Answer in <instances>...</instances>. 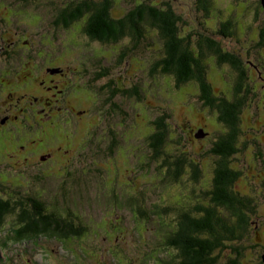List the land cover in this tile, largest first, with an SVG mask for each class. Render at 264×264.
I'll return each mask as SVG.
<instances>
[{"label":"rangeland","instance_id":"obj_1","mask_svg":"<svg viewBox=\"0 0 264 264\" xmlns=\"http://www.w3.org/2000/svg\"><path fill=\"white\" fill-rule=\"evenodd\" d=\"M42 1L46 5L47 0ZM211 2L210 11L208 15L204 16V12L201 13L202 9L196 8L195 0H172L173 6L183 17L179 23L180 33L183 35L197 29L202 32L204 29L216 30L221 22L230 17L233 11L235 33L232 37H224L221 40L224 48L235 52L245 62V67L248 69L247 85L249 90L242 91L245 99L240 134L235 144L237 151L228 158L229 166L239 173L230 187L253 201L255 207L254 213H251L248 231L243 240L238 241V244L250 245L254 240L260 238L264 249V45L257 47L255 43L259 32L264 27V11L262 10L259 16H255L253 9L257 5V0H211ZM32 5L26 13L34 17L38 10L33 9ZM128 5L130 6L129 0H116L113 3L112 13L117 17L124 15ZM39 8L42 7L39 5ZM245 9L247 10L245 16L240 18L239 15ZM9 12L6 7L1 13L8 16ZM195 14H200L199 20L195 18ZM46 17L47 15L44 16L45 19ZM32 18H25L23 13L17 11L10 20L12 23L10 24L12 30L10 40L31 33L35 37L33 47L36 48V53L39 52V49L47 51L38 54L39 62L41 61L43 64L44 61L45 68L50 67L49 70L58 66L57 63H61L59 67L66 71L64 74H59L62 76H57V73H60L58 71L50 75L47 74V70L43 69V65L34 62L38 71L34 75L28 76V78H33V82H26L22 79L19 82L6 84L8 86H5L6 93L0 92V120L4 116L9 118L14 114V110L18 114L17 120H6L4 124L0 121V128L6 127L7 129L8 126L17 125L26 130L23 134V141L19 138L13 139L11 145L15 147L14 149L9 145L5 146V151L0 148V194L8 196L10 192L17 194L21 190L33 193L35 188L42 194H48L51 192L52 186L57 184L56 191L59 201L63 202L64 200L66 206L76 210L80 209L79 211L84 213L89 227H92L90 238L98 241L99 247L95 248H100L99 250L93 251L84 248L85 256L78 257L82 258L81 261H84L85 264H108L112 258L106 250L111 248L112 254L119 264H130L133 257L136 258V261L140 260L139 253L145 250L147 242L150 246L157 245L158 250H161V247L166 246L165 244H169V242L162 244L159 239H163L166 235L169 237L173 231L168 227L162 237L161 226L156 220H153V216L148 218L147 215H140L144 230L141 232L136 228L137 217L126 207L117 208L115 203L111 206L105 199L99 200L97 203L95 201L93 206H88L87 204L91 202L87 200L94 201L99 198L97 190L106 189V192L111 194L112 186L108 181H114L120 190L123 189L124 182H133L130 189L132 188L135 193L141 195L142 199H147L151 203L160 199L171 202L173 197L177 196L178 191L183 189L187 196L196 197L197 195L196 198L206 199L204 192L212 189V180L220 159L219 155L212 150L215 146L214 141L225 132V126L218 121L214 109L202 104L197 82L190 81L182 84L181 88H173L170 92L161 94V88L172 86L173 79L169 75H155L156 77L149 75L148 69L151 61L154 57H158L162 50V41L156 30L144 28L145 36L140 45L127 57L126 65L123 66L116 64V57L120 50L133 46L129 38H123L104 48L101 43H92L89 46L84 43L86 42L84 37L79 36V40L74 33L61 30L57 35L60 38L57 40L52 38L55 45L52 42L43 44L41 37L36 34L38 32L50 33L52 30L48 22L42 21L41 25L45 23V26L41 27L40 24H37L39 22ZM197 21L201 22L198 24ZM16 24H19L20 29L16 27ZM24 26L27 29L26 33L23 30ZM3 35L0 36L3 37ZM27 37H24L25 40ZM6 38L8 39V37ZM6 38L5 40H7ZM24 38H22L23 41ZM60 40H62L60 43L61 52H57ZM73 40L80 43L78 42V45L73 47ZM25 50L24 45L18 49L20 52ZM94 53L100 58H105L104 63L106 62V65L110 67L111 74L117 79V84L120 87L133 82L143 83L144 87V83L147 82V86L142 87L143 100L116 99L121 109L130 113L127 117L122 116V111L119 109L113 112L111 106L104 102L105 96L99 90L100 84L91 81L92 76L89 72H91L92 66L101 60L94 57ZM259 57L262 58L261 61H259ZM26 60L27 57L22 58L21 64H24ZM250 60L260 63L261 69H255L253 65L249 64ZM48 61L53 63L49 64ZM87 68H90L89 72H87ZM67 76H69L68 84H66ZM207 79L213 87L215 96L232 98L235 72L229 64L221 65L217 64L215 60L210 61L207 66ZM155 82H159L161 86L158 87ZM58 85L62 91H59ZM64 89L66 92L63 91ZM10 93L14 97L20 96L17 99L20 103L14 102V99L7 102L6 94ZM28 103L33 106V110H29L31 113L22 110V106H26ZM51 106L55 108H51ZM163 110L172 114L168 138L170 149L177 152L176 154L185 153L187 159L197 164L201 169V175L197 182L191 179L188 172L185 173L183 177L185 181L182 185H186L184 186L186 188H183L182 185L170 188L159 186L157 179L143 177V173H140L136 167L139 160L135 157L141 155L140 153L148 148L146 140L143 139L145 137L143 133L148 132V129H145L147 123L145 119L146 117L154 119L160 116L164 112ZM125 128L129 129L128 136L122 135ZM30 129H35V133H32ZM42 132L47 133L49 138L43 137ZM123 134L125 133L123 132ZM113 136H116L122 145L116 147V154L110 155L108 145L113 141ZM36 137L41 140H35ZM244 141L247 143L246 146H242ZM257 152L261 155L258 156ZM83 167H94L100 169L101 173L88 174L87 171H83ZM41 169H44V172H50L49 175H45L46 183L44 182L45 184L42 185L39 183V178L34 177ZM69 171L73 173L72 178L66 177ZM20 174L26 177L25 180L22 178L23 181L18 184L15 179ZM73 178H75L74 186L71 189L67 188V192H63L64 182L68 179L73 180ZM3 180L14 182H11L9 186L6 183L9 188H4ZM155 184L158 185V188L153 191ZM151 203L146 204L149 209ZM219 210L223 216H227L222 207ZM5 222L6 224L0 230L2 236L7 235L6 232H9L13 226L12 217L6 219ZM123 226L126 228L124 229ZM115 230H119V232L115 234ZM257 231L259 234H256ZM131 233L140 240L145 235V239L139 242L140 246L137 249L135 246L134 250L125 243L130 240ZM87 236V232L80 234L82 239ZM104 236L110 237V240L106 242ZM43 240L44 237L36 242ZM49 242L62 255L64 264H80L74 260L75 257L72 258V253L77 252L81 247L79 241H68L70 242L68 245L73 249L68 251L62 249L63 244L58 240ZM132 242L134 244L136 240ZM33 243L31 240L19 243L11 240L0 249V259L4 261L6 255L14 251H26L25 248L31 250ZM231 245L233 243L228 241V247L220 253V259H225L232 252ZM245 247L244 264L257 260L259 252ZM135 250L138 252L135 253ZM261 251L263 250L261 249ZM23 257L27 261L29 260L25 264L33 263V261L30 262L31 259L27 255L23 254ZM48 257L50 256L44 254L39 248L33 256V260L36 261L34 264H44L42 258ZM53 257L55 259L56 255ZM19 264H24L23 259ZM131 264H138V262Z\"/></svg>","mask_w":264,"mask_h":264},{"label":"trees","instance_id":"obj_2","mask_svg":"<svg viewBox=\"0 0 264 264\" xmlns=\"http://www.w3.org/2000/svg\"><path fill=\"white\" fill-rule=\"evenodd\" d=\"M114 1L116 0H47L46 5L42 0L0 1V35L4 34L3 37L0 36V92L6 93V84L19 82L22 79L26 80V82H33V78H28V76L34 75L38 71L34 62L41 64L38 54L47 52L45 49H39V52L36 53V48L33 47L35 37L31 33L30 35L25 34L23 37H15L10 40V34L12 33L10 20H12V16L19 11V13H23L25 18H32V15L30 16V14L26 13L31 4H33L31 6L33 9L36 8L38 10V13L34 14L35 16L32 19H35L39 22L37 24L40 25L42 21L48 22L52 30L50 33L48 32L49 34L44 32L36 34L41 37L43 44H49L50 42L54 44L52 38L56 40L60 38L57 35L61 30L74 33L79 40L80 37H84L86 39L84 43L89 46L92 43H101L104 48L121 41L123 38H129L133 46L120 50L116 57V64L123 66L126 65L127 57L140 45L141 40L145 36L144 28L156 30L162 41V50L160 55L154 57L151 61L148 69L149 75L150 77L169 75L173 79L172 86L168 85L166 88H161V94L170 92L173 88H181L184 83L197 82L202 104L214 109L218 121L226 128L225 132L214 141L215 146L212 149L220 158L215 169V177L212 180V189L204 192L206 199L196 198L197 195L196 197L194 195V197L187 196L183 189L178 191L177 196L173 197L174 199L171 202L160 199L151 203L147 199H142L141 195L135 193L132 188L130 189L133 182H124V186L129 185L123 186V189L120 190L114 181H108L111 184L110 186H112V193L108 194L106 189L97 190L99 198L94 201L87 200L91 202L87 205L93 206L95 201L97 203L99 200L105 199L107 204H111V206L115 203L117 208L123 206L132 211L133 215L137 217L136 222L138 225L136 228L141 232L144 230L141 225L140 215H147L148 218L153 216V220H156L161 226L162 237L168 227L173 231L169 237L166 235L163 239H159L162 244L167 242L169 244L163 245L161 250H158L157 245L150 246L147 243L145 250L141 252L140 260L136 261V258L133 257L130 260V264L132 262H138V264H244L245 246L259 252L258 259L247 264H264V249L260 238H255L256 240L250 245L238 244V241L243 240L244 235L248 231L251 213H254L255 207L253 206V201L231 188L239 173L228 164V158L237 151L235 144L240 134V122L245 99L242 91L249 90L247 85L248 69L245 67V62L238 54L228 48H224L221 40L224 37H232L235 33L233 11L230 17L221 22L216 30L208 31L204 29L202 32L196 28L197 30L183 35L180 33L179 26L183 17L173 6L172 0H129L130 6L128 5L126 13L118 17L112 13ZM195 2L196 8H201V13L204 12V16L208 15L212 3L211 0H195ZM256 4L253 11L257 17V15L259 16L262 13V10L264 11V7L261 0H257ZM39 5L42 8H39ZM6 7L10 11L8 16L1 13L3 8ZM246 11V9L243 10L239 17L245 16ZM44 14L47 15L46 19ZM195 18L199 20L200 14H195ZM43 24L41 27L45 26V23ZM18 25L16 24V27L20 29ZM23 30L25 33L27 32L25 26ZM258 35V39L255 41L257 47L264 45V27H262ZM26 36L28 37L25 40ZM22 38H24V41ZM62 40L58 41L57 52H61L60 43ZM72 42L73 47H75L79 41L73 40ZM21 45L25 46V51H18ZM54 45L53 47H55ZM24 57H27V60L24 64H21L20 61ZM94 57L100 58L96 53H94ZM100 59L98 63H95V66H92L91 72H89L90 68H87V72L92 76L91 81L100 84L99 90L105 96V104L110 105L113 112H116V109L121 110V115L127 117L130 113L123 111L116 99L143 100V88H145V85L147 86V82L144 83V87L143 83L139 82L120 87L117 84V79L112 76L110 67L106 65V62L104 63L105 58ZM213 60L217 64H229L235 72L232 98L214 95L213 87L207 79V66ZM261 60L262 58L259 57V61ZM52 63L51 61L49 62V64ZM60 64L57 63L58 66H54L48 72L54 74L58 71L60 73H57V76H62L59 74H64L66 69L59 67ZM249 64L258 70L262 67L260 63L252 60H250ZM42 65L44 70H48L45 68L46 63L44 61ZM48 72L47 74H49ZM68 78L69 76H67L66 84L69 83ZM155 84L158 87L161 86L159 82H155ZM11 85L13 86L14 84ZM41 86L44 87L43 84ZM66 86L68 87L69 85ZM66 86H64L65 89ZM58 89H61L59 85ZM65 89L63 90L64 92H66ZM6 96L5 100H8L7 102H11L12 99H14V102H18L17 99L20 98V96L14 97L12 93L6 94ZM24 106H22L23 110L26 113H31L29 110H33V106L29 103ZM53 107L51 106V108ZM13 113V115L18 116L15 110ZM171 116L172 114L169 111H164L154 119H147L146 117L147 128L145 127V129H148V132L145 131L146 133H143L145 134L143 139L146 140L148 148L144 149L140 153L141 155L135 157V159L139 160L136 167L140 170V173H143L142 176L151 177L152 180L154 178L157 179L159 186L161 185L164 188L181 186L185 181L183 177L187 172L194 182H197L201 175L199 166L187 159L185 153L181 152L180 155L179 152L176 154L177 152L170 149L168 144L170 140L168 138ZM30 130L32 133L35 131V129ZM123 130L122 135L128 136L129 129L125 128ZM25 132V128L23 130L21 126L17 125L8 126L7 129L6 127H1L0 148L5 151V146L9 145L10 148L14 149L15 147L11 145L13 139L19 138L23 141ZM42 133L43 137L49 138L47 133ZM35 140L40 141L41 138L36 137ZM246 144V141H244L242 146H246ZM121 145V141H118L116 136H113V141L108 145L110 155L116 154V147ZM257 155L260 156L261 153L257 152ZM83 171H87L86 173L88 174L101 173L100 169L94 167H83ZM39 172L34 177L39 178L41 185L45 184V175H49L50 172H44V169L39 170ZM67 175V178H72L73 173L69 171ZM25 177L20 174L15 180L20 184L23 181L22 178L25 180ZM74 179H68L64 182L63 192H67V188L71 189L74 186ZM11 182L14 181L3 180L2 184L4 188H9L6 183L9 186ZM31 185L34 184L31 183ZM155 185L153 191L158 188V185ZM182 186L186 188L184 187L186 185ZM56 187L57 184H54L48 194H42L36 188L33 193L21 190L17 194L10 192L8 196L0 194V230L6 224V219L9 217L13 219V226H10L11 229L6 232L7 235H0V248L11 240L19 243L32 239L39 240L42 237H71L84 231H90L89 223L84 213L79 211L80 209L76 210L66 206L63 199V202L59 201ZM147 203L152 204L150 209L149 206H146ZM221 207L226 211L227 216H223L220 213L219 208ZM123 228L125 229L126 227L123 226ZM117 232L119 230H115V234ZM131 234L133 235V233ZM138 234L142 236V234ZM256 234H259V232L257 231ZM228 241L233 243L231 245L232 252L222 260L220 259V253L228 247Z\"/></svg>","mask_w":264,"mask_h":264},{"label":"flooded vegetation","instance_id":"obj_3","mask_svg":"<svg viewBox=\"0 0 264 264\" xmlns=\"http://www.w3.org/2000/svg\"><path fill=\"white\" fill-rule=\"evenodd\" d=\"M49 68H50V67H49ZM49 68H48L47 72L50 71ZM48 73H49L50 75L53 74V73H50V72H48ZM47 88H52V87H47ZM59 91H62V90L60 89ZM10 94H11V93H10ZM54 95H55V94H54ZM47 103H48V102H47ZM23 109H24V108H22V110H23ZM9 116H10V115H9ZM7 117H8V116H6V117H5V116L2 117V119L0 120L2 124L6 123V120H8V121H9L10 119H11V120H12V119H13V120H16V119H17L16 117H18V116L12 114L9 118H7ZM7 123H8V122H7ZM17 139H18V138H17Z\"/></svg>","mask_w":264,"mask_h":264},{"label":"water","instance_id":"obj_4","mask_svg":"<svg viewBox=\"0 0 264 264\" xmlns=\"http://www.w3.org/2000/svg\"><path fill=\"white\" fill-rule=\"evenodd\" d=\"M261 3L263 5V7H264V0H261ZM263 260H264V253H263Z\"/></svg>","mask_w":264,"mask_h":264}]
</instances>
